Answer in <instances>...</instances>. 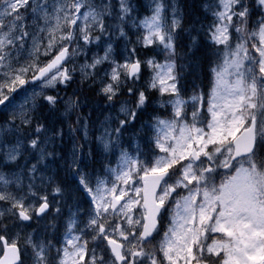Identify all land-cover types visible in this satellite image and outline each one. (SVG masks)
<instances>
[{
  "label": "snow or ice",
  "instance_id": "1",
  "mask_svg": "<svg viewBox=\"0 0 264 264\" xmlns=\"http://www.w3.org/2000/svg\"><path fill=\"white\" fill-rule=\"evenodd\" d=\"M0 264H264V0H0Z\"/></svg>",
  "mask_w": 264,
  "mask_h": 264
}]
</instances>
